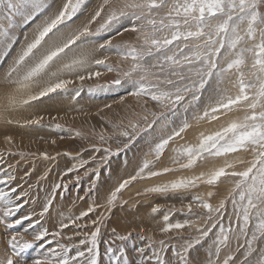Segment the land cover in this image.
<instances>
[{"label": "rangeland", "instance_id": "obj_1", "mask_svg": "<svg viewBox=\"0 0 264 264\" xmlns=\"http://www.w3.org/2000/svg\"><path fill=\"white\" fill-rule=\"evenodd\" d=\"M48 2L50 8L34 13L27 22H21L18 18L13 29V41L8 48L0 49V179H5V173L12 174L15 180L11 187L19 186L13 199L16 195L24 194L20 201L23 207L7 218V223L14 226L7 228L6 225H0V264H7L9 259L13 264H34V261L42 260L50 248L59 252L57 244L68 246L70 255H75L76 246L86 251L79 241L90 239L91 233L97 228L98 264H110V254L106 253V249H118L120 246L124 247L131 264H136L142 258L137 249H144V257H150L156 251L165 264H178L179 257L173 248L179 252L185 242L197 239L199 243L189 250V264H208L209 259L216 264H223L230 255L233 259L229 264H242L246 244L245 248H237L238 244L245 243L243 237L238 241L235 233H229V241L221 245L218 256L214 244L221 225L225 228L237 226L232 197L229 195L237 178L222 177L214 185L197 182L194 187L176 192L146 191L149 187L179 177L207 173L223 166L224 157H206L191 169H179L159 176L147 177L146 170V178L130 181L109 203L111 193L120 183L136 175L144 160L152 161L151 171L162 172L165 167L178 169L172 160L175 155L173 149L195 145L200 133H213L226 126L230 119L243 115L241 111H234L211 122L193 118L203 112L218 87L227 89L229 94H236L237 89L233 87L234 73L227 74L221 84H217L215 77L210 78L205 90H202L201 102L189 106L185 111L184 104L191 99L190 95L186 96L185 101L172 110L176 113L172 115L167 106L158 105L147 97L130 94L134 89L123 76L130 61L124 60L113 49L99 47L106 40H111L113 45L142 43L137 33L121 29L119 35L113 32L81 37L89 42L75 48L63 62H70L83 51L88 56L90 67L76 72H63L62 78L71 81L65 90H57L38 100L23 103L30 95L38 94L39 88L36 85L19 88L6 82L4 77L21 49L35 38L38 26H42L62 4V0ZM102 2L85 0L82 10L68 22L70 28L61 26L62 31L67 33L86 24ZM102 22L98 18L89 25L90 31L94 33ZM125 27L130 29L131 25L126 23ZM96 59L104 60L113 70L96 66ZM57 67L59 64L54 65L52 70ZM90 72H99L100 75L90 76ZM78 75H83L85 79H79ZM15 76L14 73L13 78ZM116 79L121 80L120 85L113 83ZM10 98H14V102ZM161 113L170 117L166 128L160 119ZM184 120L191 127L181 137L170 142L158 159H154L149 154L151 143L156 142L161 135L170 133ZM133 124L136 125L135 129ZM125 130L129 134L127 137L120 134ZM252 158L250 152L229 154L227 157L237 171L246 168ZM240 160L244 163H239ZM74 166L75 170L69 171ZM57 184L60 187L55 188ZM7 187L0 184V188L7 190ZM209 192L212 193L210 197ZM195 197H200V201L211 204L213 208L219 207L221 201L225 206L219 213L209 212L201 207ZM49 200L52 201L51 205L41 216ZM3 206L0 202V210ZM90 207L93 210L88 212ZM153 208L158 211L153 213ZM85 212L88 214L81 216ZM165 214H168L170 223L187 222L185 227L161 231L165 226ZM24 216H30V219L22 220L19 225L14 224L15 219ZM209 229L208 235L202 236V232ZM41 230H47L49 235L46 239L51 244L44 242V246L40 247V242L33 241V235ZM54 232L58 233L55 237L52 236ZM13 236L17 241L32 242L33 246L14 253L8 244ZM116 236H128L129 239L121 241ZM161 241L164 242L163 249ZM254 246L264 247V241ZM145 264H154V261L145 260Z\"/></svg>", "mask_w": 264, "mask_h": 264}, {"label": "snow or ice", "instance_id": "obj_2", "mask_svg": "<svg viewBox=\"0 0 264 264\" xmlns=\"http://www.w3.org/2000/svg\"><path fill=\"white\" fill-rule=\"evenodd\" d=\"M84 4L85 0H62L58 10L42 26H38L35 38L21 49L6 72L5 81L19 88L32 85L39 88L38 94L30 95L23 103L38 100L57 90H65L71 81L62 78L63 72H76L90 67L88 56L83 51L70 62H63L75 48L89 42L81 37L113 32L119 35L121 29L137 33V38L142 43L113 45L111 40H106L99 47L113 49L124 60L130 61L129 68L123 72L126 82L134 89L130 94L147 97L158 105L167 106L172 115L176 114L172 110L176 105L182 104L186 96L190 95L191 99L184 104L185 111L189 106L201 102L202 90H205L210 78L215 77L217 84H221L227 74L234 73L233 87L237 89L236 94H229L227 89L218 87L203 112L193 118L211 122L234 111H241L243 115L230 119L226 126L213 133H200L195 145L173 149L175 155L172 160L178 165V169L165 167L162 172L151 171L152 161L144 160L136 175L120 183L111 193L109 203L116 199L117 193L130 181L146 178V170L147 177H153L179 169H191L206 157H224L223 166L207 173L179 177L149 187L146 191L176 192L194 187L197 182L214 185L222 177L237 178L229 195L232 197L238 223L235 228L220 226V232L214 241L216 255H219L221 245L228 243L229 233H235L238 241L241 237L245 241L244 244H238L237 250L245 248L246 244L242 264H264V247L254 246L264 241V0H103L86 24L67 33L63 32L61 26L70 28L68 22L77 16ZM50 7L48 0H0V49L8 48L13 41V29L18 18L21 22H27L34 13ZM98 18L103 22L93 33L89 25ZM126 23L131 25L130 29L125 27ZM57 64L59 67L52 70ZM94 64L103 66L108 71L113 70L101 59L94 60ZM89 75L98 76L100 73L90 72ZM78 78L85 79L83 75H78ZM113 83L120 85L121 80L116 79ZM10 99L14 102V98ZM160 119L164 121L163 126L168 127L170 117L161 113ZM132 127L135 129L136 125L133 124ZM189 127L191 125L184 120L180 126L172 128L170 133L161 135L156 142L151 143L149 154L158 159L170 142L181 137ZM120 134L125 137L129 135L126 130ZM239 152H250L253 157L241 171L235 170L234 164L227 159L229 154ZM238 162L244 163L243 160ZM73 170L75 166L69 169ZM14 180L15 177L10 173H5V179H0V184L8 186L7 190L0 188V202L4 205L0 210V225H6L7 228L14 226L7 223V218L14 216L23 207L20 203L23 193L13 199L19 187H11ZM58 187L60 185H55V188ZM208 195L210 197L212 193L209 192ZM194 199L200 201V197ZM51 202L49 200L45 204L41 216L48 211ZM200 205L209 212L217 213L225 206L223 201L217 208L204 201H200ZM92 210L90 207L88 212ZM152 211L155 213L158 209L153 208ZM87 214L81 213V216ZM29 219L30 216H24L15 219L14 224L19 225L22 220ZM163 219V232L184 228L187 223H170L168 214ZM209 231L211 229L202 232V236H207ZM98 234L99 228L91 233L90 239L79 241L86 251L76 246L75 255H70L68 246L57 244L59 252L50 248L49 253L42 260L34 261V264H98ZM48 235L47 230H41L33 235V241L40 242V247L44 246V242L51 244L46 239ZM56 235L58 233H52L53 237ZM116 239L123 241L129 237L116 236ZM160 243L163 249L164 242ZM198 243L199 239L187 241L179 252L173 248L179 257L178 264H189V250ZM8 244L14 253L33 246L32 242L17 241L15 236ZM137 251L142 258L136 264H145V260H153L154 264H165L159 252L153 251L150 257H144V249ZM106 253L110 254V264H131L123 246L118 249L108 247ZM253 256L255 259H252ZM232 259L231 255L228 256L223 264H229ZM7 264H13V261L9 259ZM208 264L216 262L209 259Z\"/></svg>", "mask_w": 264, "mask_h": 264}, {"label": "bare ground", "instance_id": "obj_3", "mask_svg": "<svg viewBox=\"0 0 264 264\" xmlns=\"http://www.w3.org/2000/svg\"><path fill=\"white\" fill-rule=\"evenodd\" d=\"M216 165V164H215ZM217 166H218V164H217ZM212 168V167H211ZM214 168V167H213Z\"/></svg>", "mask_w": 264, "mask_h": 264}]
</instances>
